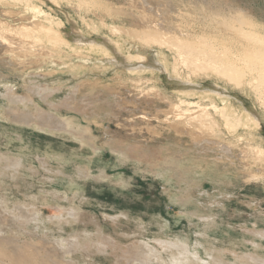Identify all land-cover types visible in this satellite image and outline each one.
<instances>
[{
  "label": "rangeland",
  "instance_id": "374dc122",
  "mask_svg": "<svg viewBox=\"0 0 264 264\" xmlns=\"http://www.w3.org/2000/svg\"><path fill=\"white\" fill-rule=\"evenodd\" d=\"M122 1L85 0L88 13L72 9L67 0L59 3L81 26L89 25L86 38L118 39L125 50L144 55L146 61L158 59L168 73L176 58L173 52L114 34L102 22L138 32L147 20L159 19L177 34L206 31L217 45H228L223 36L229 25L237 24L235 16L254 21L264 31V0ZM9 2L0 0V222L13 219L15 226L0 231V245L19 250L26 260L0 253V264H175L174 257L180 253L185 257L181 264H264V137L260 130L233 124L230 128L211 108L207 119H191L199 111L176 118L172 106L191 98L176 95L172 91L176 88L167 87L159 74L154 81L151 75L129 73L125 67H104L105 58L84 63L78 56L58 53L51 61L44 59V51L53 50L50 46L40 40L32 46L29 38L24 45L18 43L21 39H12L11 29L27 23L34 13L30 7ZM6 9L22 13L9 15ZM62 60L72 64V70L61 66ZM178 67L181 75L188 74L184 65ZM189 77L199 85L218 84L237 95L258 112L264 126V107L247 86L232 88L230 82L201 73ZM49 88L53 93L44 94ZM229 99L245 109L233 96ZM184 108L181 105L179 112ZM55 113H72L83 123H92L95 139L83 142L46 119V114ZM23 114L35 119L21 120ZM187 160L228 173L233 180L223 184L204 176L187 184L185 169L177 167L188 166ZM29 241L34 245L23 247ZM55 241L61 246L77 241V245L65 258H58ZM136 248H141V254Z\"/></svg>",
  "mask_w": 264,
  "mask_h": 264
},
{
  "label": "bare ground",
  "instance_id": "6f19581e",
  "mask_svg": "<svg viewBox=\"0 0 264 264\" xmlns=\"http://www.w3.org/2000/svg\"><path fill=\"white\" fill-rule=\"evenodd\" d=\"M9 1H11L9 3H12L10 5L21 4V6H23L24 8L30 7V9L32 10V13H34V14H32V16L30 15V18L27 20V23L22 24L21 27H19V28L16 27V29H13V30L11 29V31L13 32V35H15L12 39L14 40L16 38H19L22 41H19L18 43L19 44L23 43V45H24L25 40H27L29 38L28 41H29L30 45H32V46H34L35 43L38 40H40L41 42L44 43V45L50 46L53 50L44 51L43 54L47 55L46 58L44 57V59L51 61V60H53L51 58V56H57L58 53L59 54L66 53V54L74 56V57L78 56L84 63H86L90 60L95 61V60H101L102 58H105L104 60L106 61V64H102L104 67L107 66V67L112 68V69H118V67H120V66H121V68L125 67L129 70V73H138V74H143L145 76L151 75L154 78V81H156L158 74L159 75L164 74L166 78L171 79V80L176 79V81L178 80L182 84H186L188 86L185 88L173 89L172 91L175 92L176 95H179V96L185 97V98H191L194 100L197 99L196 101H193L191 99H187L188 101L185 99H179V103L172 106V110L177 111V113L172 111L174 116H176V118H178V116H180V118H181L185 114H189V113L193 114V112L199 111L198 114H196V112H195L196 115L192 116L191 119L197 118L198 116H200V117L202 116V118L205 117L207 119V116L209 115L207 109L211 108L224 120V122L225 121L227 122L226 125H228L230 128L232 127L231 124H233V126H235V125L240 126L244 130L249 131L250 129H253V130L258 131V129L260 130V127L263 126V124H262L263 122L261 123V120L258 117L259 115H257L258 112L256 110L255 111L257 112L256 113L257 116H255L249 110L243 109V108L239 107L238 105L235 106V104L232 103L231 101H227V100H230L229 98L231 96L228 94H224L222 91H218L216 89L210 90V89H206V88H197L201 84L199 85L192 78H190L191 76L189 77L190 74L196 75L198 73L199 74L201 73V75L203 74V75H207V76H215L218 79L225 80L224 82H230L233 85L232 88H235V87L240 88V86L242 87L245 85L249 88L250 91H252V93H254L256 95L261 106L264 107V31L262 30V27L258 26L254 21L252 23H249L251 21L248 22L247 19L239 17L240 15L235 16L234 20L237 22V24H235L234 26L229 25L230 27H228V32H226L224 34V36H223V33L221 35L224 38H226L225 40L228 41V45L226 43L223 44V42H220V44H218L222 48H220L216 43H214L215 41L211 39V37L206 33V31L205 32H203V31L195 32V33L192 32V33H185V34L184 33H178L177 34V32L176 33L173 31L170 32L169 29L171 27L170 28L168 27L169 28L168 29L166 26H164V24L166 25V23L163 24L161 22V20H159V19H158V21L155 19L148 21L146 19L147 22L145 23L144 28L138 32H135L134 31L135 29H133V30L128 29V28L127 29H119L113 25L106 24L105 23L106 20H105V22H102V27L104 26L105 28H108L114 34H122L123 33L132 40L134 38L137 39V40L134 39L133 41H136V42L138 41V42L144 44L145 46L156 45L160 48L168 49L169 52H171V54L173 52L175 54L174 56H176V58L174 60V63H172L170 66L172 69L168 73L167 68L162 70V67L159 66V63L157 61L158 59L157 60L154 59L153 63L157 64V66H154L153 64H150V62L148 60L146 61L145 56H143L139 53L134 54V52L125 50L122 43L118 39H112L109 37H105L106 35L103 37L86 38L85 36L90 34L86 29V28H88L89 25H85V23H84L85 26L84 27L81 26L79 24L80 22L78 23L76 21V18H74L72 16L71 11L70 12L67 11L66 9H64V7H62L63 5L62 6L60 5L59 2H61V4H62L63 0H9ZM120 1H122V0H120ZM125 1H127V0H125ZM199 1L202 2V0H199ZM6 2H8V1H6ZM67 2L68 3L70 2V4L72 5L71 8L74 6L76 9L83 10L85 13H88L87 11L89 9H86L83 7L86 3L85 0H67ZM95 3H97V2H95ZM204 3L205 2H203L202 4H204ZM98 4L100 5L99 2H98ZM143 4L148 5V3L146 1H143ZM183 4H185V3L183 2ZM193 4H197V2H194ZM7 5H8V3H7ZM180 6H182V5H180ZM196 6H198V4ZM196 6H195V8H196ZM42 7H44L45 9L43 10ZM85 7H86V5H85ZM212 7L214 8L213 4H212ZM97 8H99V7L97 6ZM132 8H134V7H132ZM172 8H175V7H172ZM46 9L54 11V13H57L58 15H59V13L62 14V18L61 17H55L52 14H49L51 12H49ZM101 9L98 12L103 13L106 11L105 9H103L105 11H102ZM177 9H176V11H177ZM190 9H192V8H190ZM215 9H217V8H215ZM186 10L187 9H185V11ZM6 11L9 15L10 14L17 15V14L22 13L19 10L6 9ZM28 11H29V9H28ZM111 11L113 12V10H111ZM216 11H215V13H216ZM45 12H49V13L47 14ZM78 12H80V11H78ZM178 12H180V10ZM199 12H200V10H199ZM201 12H203V11H201ZM213 12H214V10H213ZM223 12L224 11H222V13ZM184 13L185 12H183V14ZM188 13H189V11H188ZM204 13L205 12H203V15H204ZM217 13H218V11H217ZM36 14H37V16H36ZM73 14H74V12H73ZM93 14H94V12H93ZM223 14L225 15V13H223ZM230 14H233V13H230ZM234 14H235V12H234ZM178 15L182 16V14L181 15L178 14ZM171 16H173V15H171ZM193 16H194V13H193ZM193 16H191V18H193ZM241 16H243V15H241ZM196 17H198V16H196ZM230 17H233V16H230ZM20 19H23V18L20 17ZM222 19H223V17H222ZM222 19H221V22H222ZM184 20H182V21H184ZM186 20H187V18H186ZM197 20H195V21H197ZM174 21H176V20H174ZM187 21H189L188 23H191L192 19H191V22H190V20H187ZM187 21H186V23H187ZM195 21H194V23H195ZM201 21H202V19H201ZM204 21H205V18H204ZM2 22H4V21H2ZM212 22H213V20H212ZM21 23H23V22H21ZM206 23H203L202 26H204V24H206ZM5 24L8 26L7 23H5ZM174 24H176V23H174ZM198 25H201V24H198ZM260 25H262V24H260ZM172 26H174V25H172ZM178 26H179V24H178ZM198 27H197V29H199ZM9 28H11V27H9ZM12 28H13V26H12ZM186 28H188V27H186ZM186 28H185V30H187ZM193 28H196V27H193ZM263 28H264V26H263ZM200 29H201V27H200ZM205 29H206V27H205ZM214 29H212V30H214ZM5 30H3V31H5ZM216 30L218 31V29H216ZM24 31H26V32H24ZM6 32L8 35L12 33V32L8 33V31H6ZM22 32H24V33H22ZM27 32H29V33L27 34ZM33 32H37L40 36L33 35ZM213 33H214V31H213ZM97 38H101V40H97ZM224 38H222V39H224ZM3 42H4V40H3ZM0 43H1V41H0ZM8 43L10 46L12 44V41L9 40ZM11 46H13V45H11ZM28 47H30V46H28ZM35 47H37V46H35ZM6 52H7V48H6ZM156 53H158V52H156ZM63 62L64 63H62L61 66H64V67L66 66V67H68V70H70V69L72 70V68H73L72 64L69 65L68 63H66V61H63ZM65 64H68V65H65ZM180 64L182 65V67L184 65L185 67H183V68H185L186 70L188 69L187 75L183 76L179 73V70H178L179 67L178 66ZM54 65H55V63H54ZM74 65H76V64H74ZM190 65L193 67H189ZM139 76H141V75H139ZM214 86L217 88H220L221 90H226V88L221 87L218 84H214ZM247 87H246V89H247ZM242 88H244V87H242ZM10 89L11 88L9 86V88H7V90H8L7 94L8 95L11 91ZM241 91H239V92H241ZM43 92H44V94H47V92H49V94H51V93H53V89L49 88V89L44 90ZM34 95H35V93H34ZM47 96H49V95H47ZM216 99L220 100L223 105L219 106L218 104H216V101H215ZM198 100H200L202 102L207 101V103L205 105L202 104V106H201V103H199ZM226 101H227V103H225ZM181 105H185L186 108L182 109L183 111L179 112ZM190 107H195L197 109L196 110L195 109H189ZM253 107L255 108V105H253ZM46 115L45 116H46L47 120H49V121L52 120V123L54 121L59 127L66 128L69 131H72L73 133H75L78 136V139L82 140L83 142L86 141V139H89V140L95 139L94 130L96 129V127L92 123H83L78 116L73 115L72 113H65L64 115H61L60 113L46 114ZM189 116H191V115H189ZM186 117H184V118H186ZM33 119H35V118L30 116V115H27V114H23L22 118H21V120H27L30 122L33 121ZM46 119H45V122L47 121ZM197 119H199V117ZM186 121H188V119H186ZM198 121H196V122L198 123ZM211 122H212V120H211ZM233 129L235 130V128H233ZM67 133H68V131H67ZM120 147H122V146H120ZM125 148H126V146H125ZM259 154H260V151H259ZM186 162L188 163V166H186V167H182L179 165L178 166L176 165V166L179 168L181 167V168L185 169L186 174L184 176L185 177L184 179H185V183H187V184H189L190 182L191 183L196 182L204 176L210 177V178L218 181V183H223V184L224 183L226 184L227 181L229 182V181L233 180V178H231V176L228 173H225V172L222 173V172H216L215 170H209V169L203 167V165L200 162H194L191 160H187ZM3 207H4V205H3ZM14 221H13V219H10L9 221L5 220V223L0 222V224L3 223V225H4V227L0 226V231L1 230H4V231L11 230L12 226H15ZM27 243H28V245H23V247L34 245L33 241H29ZM55 243H56V246L58 248L57 252H55L56 255L58 256V258H65V253L67 251L70 252V250L72 251V249L77 245V241L69 242L67 246L59 245V241H55ZM14 244H16V243H14ZM169 245L174 246V247L177 246V244H174V243H170ZM181 247L184 250H186V248H185L186 244L182 243ZM135 251L137 253L141 254V248H136ZM0 253H3L5 255L8 254L10 256V258H12V259L17 258L18 261H20L21 259L26 260V258L22 257L21 252L19 250L10 251L7 248H5L4 245H0ZM11 254H12V256H11ZM182 258H185L184 255L182 253L178 254V257H174L173 263H175V264L183 263L181 260ZM133 260H139V261L143 262V259H133ZM12 261H14V260H12ZM142 264H144V263H142Z\"/></svg>",
  "mask_w": 264,
  "mask_h": 264
},
{
  "label": "water",
  "instance_id": "95a60500",
  "mask_svg": "<svg viewBox=\"0 0 264 264\" xmlns=\"http://www.w3.org/2000/svg\"><path fill=\"white\" fill-rule=\"evenodd\" d=\"M97 40H101V38H97ZM149 62H150V64H153L154 66H157V64L156 63H153V61H149ZM159 78L169 88H185V87H188L186 84H182L181 82H178V81H175V80H170L168 78H165V75L164 74H160L159 75ZM197 88H208V89H211V90L212 89H216L218 91H222L224 94H228L225 90H221L220 88H217V87H215V86H213L211 84H201ZM228 95L233 96L234 98H236L237 100H239L241 102V104H243V106L245 107L246 110H249L255 116H257L256 113H255V111L253 110V108H251L243 99H241L237 95H231V94H228ZM260 132H261L262 136L264 137V127L263 126L260 127Z\"/></svg>",
  "mask_w": 264,
  "mask_h": 264
}]
</instances>
